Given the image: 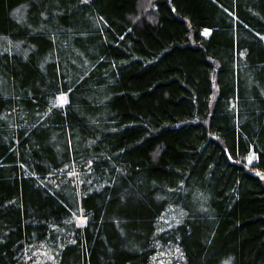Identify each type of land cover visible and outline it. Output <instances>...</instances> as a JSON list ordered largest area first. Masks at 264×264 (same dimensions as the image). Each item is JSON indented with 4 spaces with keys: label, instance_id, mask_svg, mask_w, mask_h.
<instances>
[{
    "label": "trees",
    "instance_id": "obj_1",
    "mask_svg": "<svg viewBox=\"0 0 264 264\" xmlns=\"http://www.w3.org/2000/svg\"><path fill=\"white\" fill-rule=\"evenodd\" d=\"M226 262L264 264V0H0V264Z\"/></svg>",
    "mask_w": 264,
    "mask_h": 264
},
{
    "label": "rangeland",
    "instance_id": "obj_2",
    "mask_svg": "<svg viewBox=\"0 0 264 264\" xmlns=\"http://www.w3.org/2000/svg\"><path fill=\"white\" fill-rule=\"evenodd\" d=\"M214 90H215V89H214ZM64 100H65V97H64V96H62V97L59 98V102H61V103H63ZM253 159H254V155L251 154L250 157H249V161H253ZM81 220H82V218L79 217L78 221L81 222ZM227 263H228V262H226L225 264H227Z\"/></svg>",
    "mask_w": 264,
    "mask_h": 264
},
{
    "label": "water",
    "instance_id": "obj_3",
    "mask_svg": "<svg viewBox=\"0 0 264 264\" xmlns=\"http://www.w3.org/2000/svg\"><path fill=\"white\" fill-rule=\"evenodd\" d=\"M261 178H263V176H260Z\"/></svg>",
    "mask_w": 264,
    "mask_h": 264
}]
</instances>
